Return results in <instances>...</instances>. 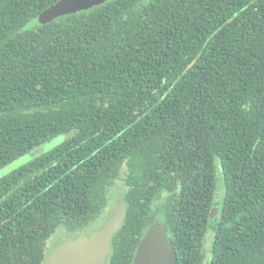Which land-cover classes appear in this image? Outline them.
I'll return each instance as SVG.
<instances>
[{"label": "trees", "instance_id": "1", "mask_svg": "<svg viewBox=\"0 0 264 264\" xmlns=\"http://www.w3.org/2000/svg\"><path fill=\"white\" fill-rule=\"evenodd\" d=\"M58 1L0 0V169L64 137L0 177V264H45L119 186L106 264H133L156 221L179 264H264V0H107L41 23Z\"/></svg>", "mask_w": 264, "mask_h": 264}, {"label": "water", "instance_id": "2", "mask_svg": "<svg viewBox=\"0 0 264 264\" xmlns=\"http://www.w3.org/2000/svg\"><path fill=\"white\" fill-rule=\"evenodd\" d=\"M107 0H59L56 4L45 10L40 17L41 23H47L64 14L76 13L81 10L100 5ZM64 137H57L35 148L25 155L20 162L23 163L54 147ZM127 207L123 197L117 199L111 215L99 230L88 235L76 236L65 242L56 243L45 260V264H106L112 248V239L122 227L126 217ZM220 212L219 206H214L211 216ZM133 264H179L174 246L171 243L166 225L156 221L142 237Z\"/></svg>", "mask_w": 264, "mask_h": 264}, {"label": "rangeland", "instance_id": "3", "mask_svg": "<svg viewBox=\"0 0 264 264\" xmlns=\"http://www.w3.org/2000/svg\"><path fill=\"white\" fill-rule=\"evenodd\" d=\"M60 137H62V136H60ZM22 158H24V156L18 158L17 160L12 162L8 166L0 169V177L4 176L5 174L10 172L14 168H17L19 165H21L22 163H17V164H15V163L18 160H19L18 162H20L22 160ZM217 177H218V190H217V193H216V201L219 203L218 206L220 207L222 205V203H223V197L225 195L224 180H223V177H222V173L220 171V167H218V169H217ZM122 191H123L122 187L119 186L116 189H114L112 194H110L111 192L109 193V204L105 208V210L103 211L101 216L95 222H93L89 226L83 228L82 230H77L76 232H73V233H70V234L66 230L65 227L60 226L57 229V231L51 236L50 240H54L55 242H61L62 240H66L71 235L73 237L80 236V235H88V234H91L92 232H95V231L99 230L100 228H102L103 225L108 220V218L110 217L112 209L115 208L117 199L120 197L119 195L121 194ZM110 195H112V196H110Z\"/></svg>", "mask_w": 264, "mask_h": 264}, {"label": "flooded vegetation", "instance_id": "4", "mask_svg": "<svg viewBox=\"0 0 264 264\" xmlns=\"http://www.w3.org/2000/svg\"><path fill=\"white\" fill-rule=\"evenodd\" d=\"M74 232H76V231H74ZM70 233H73V232H69V234H70ZM71 236H72V235H71ZM71 236H69L66 240H62V242L69 241V240L73 239L74 237H73V236L71 237ZM56 243H58V242H56ZM56 243H55V244H56ZM55 244H54V245H55ZM54 245H53V246H54ZM53 246H52V247H53Z\"/></svg>", "mask_w": 264, "mask_h": 264}]
</instances>
